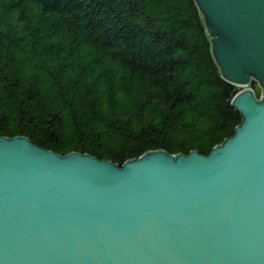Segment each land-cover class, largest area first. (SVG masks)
Returning <instances> with one entry per match:
<instances>
[{
    "label": "water",
    "instance_id": "obj_1",
    "mask_svg": "<svg viewBox=\"0 0 264 264\" xmlns=\"http://www.w3.org/2000/svg\"><path fill=\"white\" fill-rule=\"evenodd\" d=\"M223 78L264 94V0H195ZM209 155L123 166L0 136V264H264V95Z\"/></svg>",
    "mask_w": 264,
    "mask_h": 264
},
{
    "label": "trees",
    "instance_id": "obj_2",
    "mask_svg": "<svg viewBox=\"0 0 264 264\" xmlns=\"http://www.w3.org/2000/svg\"><path fill=\"white\" fill-rule=\"evenodd\" d=\"M195 0H0V136L123 166L212 150L243 116Z\"/></svg>",
    "mask_w": 264,
    "mask_h": 264
},
{
    "label": "bare ground",
    "instance_id": "obj_3",
    "mask_svg": "<svg viewBox=\"0 0 264 264\" xmlns=\"http://www.w3.org/2000/svg\"><path fill=\"white\" fill-rule=\"evenodd\" d=\"M203 15V14H202ZM205 20V19H204ZM252 82V83H251ZM250 83H251V86L249 88L255 90V91H258V92H261L262 94H259V96H263V88L260 86L259 84V81L255 78V77H251V80H250ZM239 88V92L244 90L243 87H238ZM259 96L256 95V97L258 98ZM32 143V142H31ZM34 144V143H32ZM36 145V144H34ZM221 145V144H220ZM38 146V145H36ZM40 147V146H39ZM62 156V155H61ZM65 156V155H64Z\"/></svg>",
    "mask_w": 264,
    "mask_h": 264
},
{
    "label": "rangeland",
    "instance_id": "obj_4",
    "mask_svg": "<svg viewBox=\"0 0 264 264\" xmlns=\"http://www.w3.org/2000/svg\"><path fill=\"white\" fill-rule=\"evenodd\" d=\"M251 83H252V82H251ZM251 83H250L249 85H245V86H243V89H247V88H249V87L251 86ZM256 92L261 94V92H258V91H256ZM256 92H254L255 95H256ZM261 98H262V95L258 97V100H260Z\"/></svg>",
    "mask_w": 264,
    "mask_h": 264
},
{
    "label": "built area",
    "instance_id": "obj_5",
    "mask_svg": "<svg viewBox=\"0 0 264 264\" xmlns=\"http://www.w3.org/2000/svg\"><path fill=\"white\" fill-rule=\"evenodd\" d=\"M253 91L256 92L255 90H253ZM259 94H260V93H257V92H256V95H257V96H259ZM261 94H262V93H261Z\"/></svg>",
    "mask_w": 264,
    "mask_h": 264
}]
</instances>
